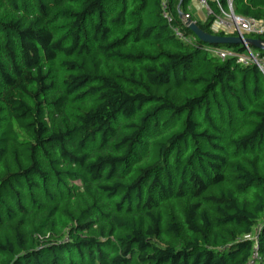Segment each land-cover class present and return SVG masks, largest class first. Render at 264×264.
<instances>
[{
  "label": "trees",
  "instance_id": "trees-1",
  "mask_svg": "<svg viewBox=\"0 0 264 264\" xmlns=\"http://www.w3.org/2000/svg\"><path fill=\"white\" fill-rule=\"evenodd\" d=\"M166 1L0 0V264H264V76Z\"/></svg>",
  "mask_w": 264,
  "mask_h": 264
},
{
  "label": "built area",
  "instance_id": "built-area-1",
  "mask_svg": "<svg viewBox=\"0 0 264 264\" xmlns=\"http://www.w3.org/2000/svg\"><path fill=\"white\" fill-rule=\"evenodd\" d=\"M196 5L202 8L205 12V19L214 18L213 29L224 32L226 35L233 37L249 38L248 36H260L264 35V20H255L253 18H245L237 16L233 13L230 0H227V9H224L219 5L218 0H193ZM209 2H214L217 5L218 12L214 14L209 6ZM161 8L164 18L171 23V17L168 14L167 1L162 0ZM181 22L184 26L191 20L190 13L180 14ZM172 32L175 37L181 41L190 42L179 27H172ZM243 53H235L222 49H211L210 53L220 60L228 58L235 59L236 63L242 66L254 65L258 68L261 74L264 76V56H261L258 52L252 51L249 47L243 46ZM256 233L254 235H247L244 237L246 240H256ZM255 252L252 255V259L247 264H255L258 259Z\"/></svg>",
  "mask_w": 264,
  "mask_h": 264
},
{
  "label": "water",
  "instance_id": "water-1",
  "mask_svg": "<svg viewBox=\"0 0 264 264\" xmlns=\"http://www.w3.org/2000/svg\"><path fill=\"white\" fill-rule=\"evenodd\" d=\"M186 28L202 43L210 46H247L264 53V43L259 39L233 36H217L203 32L194 21H188Z\"/></svg>",
  "mask_w": 264,
  "mask_h": 264
},
{
  "label": "crops",
  "instance_id": "crops-1",
  "mask_svg": "<svg viewBox=\"0 0 264 264\" xmlns=\"http://www.w3.org/2000/svg\"><path fill=\"white\" fill-rule=\"evenodd\" d=\"M190 15L191 17L194 18L195 21H205V12L203 9H201L200 7H198V5H196L195 10H190Z\"/></svg>",
  "mask_w": 264,
  "mask_h": 264
},
{
  "label": "rangeland",
  "instance_id": "rangeland-1",
  "mask_svg": "<svg viewBox=\"0 0 264 264\" xmlns=\"http://www.w3.org/2000/svg\"><path fill=\"white\" fill-rule=\"evenodd\" d=\"M195 7H196V4L194 3V1L193 0H191L190 1V4H189V12H190V10H195ZM199 7V6H198ZM202 9V8H201ZM253 51V50H252ZM173 95H175V94H173ZM67 231L65 230V232H63L62 233V238H61V241L60 242H63V241H66L67 240V233H66ZM59 236H61V235H59ZM59 236H56V241L59 239L60 240V238H59ZM243 238V237H242Z\"/></svg>",
  "mask_w": 264,
  "mask_h": 264
}]
</instances>
